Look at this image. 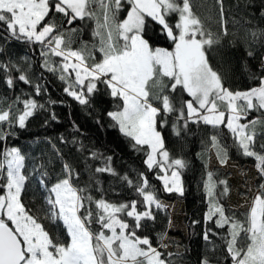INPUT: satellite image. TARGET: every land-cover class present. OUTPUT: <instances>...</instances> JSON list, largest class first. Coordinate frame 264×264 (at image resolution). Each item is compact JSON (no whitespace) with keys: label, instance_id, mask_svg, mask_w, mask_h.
Returning a JSON list of instances; mask_svg holds the SVG:
<instances>
[{"label":"snow or ice","instance_id":"snow-or-ice-1","mask_svg":"<svg viewBox=\"0 0 264 264\" xmlns=\"http://www.w3.org/2000/svg\"><path fill=\"white\" fill-rule=\"evenodd\" d=\"M216 3L222 17L223 0ZM57 14L63 22L57 23ZM260 15L264 17V11ZM85 20L95 22L96 42L73 48L70 33L78 29H65L64 23ZM0 25L11 38L40 45L42 67L58 74L65 84L63 91L80 105L91 107L97 96L111 98L112 110L106 113L112 122L109 126L117 128L134 150L144 153L147 170L156 172L165 192L184 195L183 171L189 166L166 147L163 130L170 120L178 137L190 125L210 126L214 130L209 137L211 147L222 165L228 159V148L221 143L223 129H227L237 150L254 158L264 181V116L248 119L253 110L264 113V54L259 75L251 77L257 86L232 89L224 73L211 63V51L220 45L221 34L210 29L193 0H0ZM222 34H228L223 25ZM251 35L264 45V29ZM160 36L167 46L157 43ZM247 55L256 53L250 49ZM14 68L20 73L16 79L31 85L37 96L46 91L11 61L0 63V70L9 73V88L15 87L10 75ZM175 93L187 99L177 100ZM15 102L23 107L0 108V141L13 135L5 129L26 128L29 118L45 108L35 98L18 96ZM56 118L51 113V119ZM85 159L102 163L94 168L86 164L89 176L83 184L81 173L67 161L50 186L48 172L40 173L38 183L47 192L41 216L24 202L30 179L25 154L19 147L0 151V264H174L171 258L179 253L160 250L169 246L164 243L167 233L158 234V246L150 234H144L157 221V210L167 207L147 175L140 172L135 180L127 174L120 176L112 167V157L98 151ZM104 173L126 183L134 198L120 202L106 198L98 178ZM214 176L207 172L203 185L208 203L205 220L226 230L231 264H264V182L240 219L222 203L229 191L227 181ZM218 185L224 186L222 191ZM45 221L62 222L67 238L50 231ZM212 235L216 233L207 228L203 239L211 243ZM200 264L211 261L204 256Z\"/></svg>","mask_w":264,"mask_h":264},{"label":"trees","instance_id":"trees-1","mask_svg":"<svg viewBox=\"0 0 264 264\" xmlns=\"http://www.w3.org/2000/svg\"><path fill=\"white\" fill-rule=\"evenodd\" d=\"M196 11L205 18L210 29L221 34V43L211 51V63L214 67L224 73L227 84L232 89L247 90L257 86L258 81L252 79V75H259L260 56L264 54V45L259 40L254 41L252 31L264 29V17L260 11H264V0H223L224 13L221 17L220 6L216 0H193ZM57 23L64 21V18L57 14ZM222 25L227 28L228 34H222ZM65 29L76 28L78 31L70 33L73 40V48H79L83 43L89 46L96 41L93 37L95 22L92 20L75 21L72 25L64 23ZM158 32L159 27L154 26ZM157 43L167 46L168 42L162 37H157ZM0 63L8 64L11 61L22 72L26 73L33 83H39L46 91L39 96L35 94L31 85H26L16 79L19 72L12 69L10 75L16 80L15 87L9 88L6 80L9 73L0 70V108L5 110L12 106L22 108V104L16 103V97L35 98L45 108L37 111L29 118L24 129L14 127L5 129L13 135L0 141V151L5 147H19L26 156V169L30 174L27 182V193L24 196L25 204L38 215L43 216L46 209L45 197L47 192L38 183L40 173L48 172L47 182L50 186L60 174L65 161L71 163L81 173V184L88 180L89 172L86 164L93 168L101 165L100 160L85 159L90 152L98 151L105 156L112 157V167L120 176L127 174L130 179L135 180L137 174L144 172L151 185L155 186L157 195L161 201L173 202L176 200L184 203L183 222L186 232L172 230L169 226L170 213L168 208L157 210V221L151 225L144 234H150L154 246H158V234L166 232L167 235H178L179 249L171 248L160 250L168 253H179L171 259L174 264H200V260L207 256L211 264H231L225 247V229H218L212 222L205 220L208 203L204 191V181L207 179V172L215 174L214 179L227 181L228 193L222 197V203L227 208L235 211L237 217L243 219L242 214L247 210L232 207L228 203V196L231 193L233 180L228 171L219 165L209 169L210 158L216 150L211 147L209 140L213 129L205 125H190L186 133L176 136L169 125L163 130L166 147L172 156L183 158L189 162L187 169L183 171L184 195L178 193H167L163 190L162 182L157 179L155 171H148L144 164V153L137 152L130 146V142L117 128L109 125L112 123L107 117V111L112 110L111 98L97 96L91 107L82 106L64 91L65 84L58 78V74L47 71L42 67L44 58L41 56V47L38 44H30L11 38L3 25H0ZM253 50L256 55L249 57L248 50ZM51 60H59L57 57H50ZM179 100L187 96L181 93L173 94ZM49 100L57 103L50 104ZM51 113H55L56 120L51 119ZM264 116L259 110H253L248 114V119H257ZM100 123H97V121ZM246 122V121H242ZM63 137V141L61 140ZM76 141L73 143V141ZM221 143L228 148V159L239 166H254V158L243 156L233 144V139L227 129H223ZM81 144L84 146L81 150ZM55 145V148H53ZM56 149L59 150L57 154ZM63 157V160L60 157ZM44 167L41 168L40 166ZM35 170V171H34ZM102 188L106 191V198L120 202L134 198L133 189L118 177L110 174H98ZM261 181L258 172L255 181V188L258 189ZM223 185H218V191H222ZM98 196L99 193L93 192ZM195 222V223H194ZM50 231L66 239L67 234L63 229L62 222L56 225L45 221ZM211 228L216 235L211 236V243L203 239V233Z\"/></svg>","mask_w":264,"mask_h":264},{"label":"rangeland","instance_id":"rangeland-1","mask_svg":"<svg viewBox=\"0 0 264 264\" xmlns=\"http://www.w3.org/2000/svg\"><path fill=\"white\" fill-rule=\"evenodd\" d=\"M213 160V159H211ZM219 164V161H211ZM215 160V159H214ZM221 164V163H220ZM228 173L230 178L233 180L234 185L232 186L231 193L228 196V203L235 208H240L247 210L249 203L252 198L256 195L257 190L255 188V181L257 178V169L254 166H239L236 163L227 160V163L221 164ZM168 208L170 213L169 224L172 230H179L182 233L186 232L185 225L183 222V207L184 203L182 201L176 200L173 202L162 201ZM168 239L164 241L169 246L166 249L176 248L179 249L178 244H174L172 241H178L180 237L178 235H167Z\"/></svg>","mask_w":264,"mask_h":264},{"label":"crops","instance_id":"crops-1","mask_svg":"<svg viewBox=\"0 0 264 264\" xmlns=\"http://www.w3.org/2000/svg\"><path fill=\"white\" fill-rule=\"evenodd\" d=\"M211 159H213V160H211ZM214 159H215V160H214ZM210 160H211V161H219V160L217 159V156H216V152H215V151L212 153V156H211ZM216 165L221 166L220 162H219V164H217L216 162H214V163L212 162L211 167H210V163H209V169H211L213 166H216ZM222 167H223V166H222Z\"/></svg>","mask_w":264,"mask_h":264}]
</instances>
